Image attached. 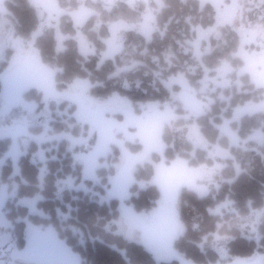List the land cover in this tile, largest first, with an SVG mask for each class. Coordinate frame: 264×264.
<instances>
[{"label":"trees","instance_id":"obj_1","mask_svg":"<svg viewBox=\"0 0 264 264\" xmlns=\"http://www.w3.org/2000/svg\"><path fill=\"white\" fill-rule=\"evenodd\" d=\"M165 1L167 7H163L159 13V16L162 15L160 21L169 16L171 5L174 22L168 25L165 38L150 42L146 52H143V46L140 44L132 51L138 65L133 72H126L129 78L126 79L125 89L120 87L119 78L107 76L112 68L111 59H106L98 66L100 53L105 48L99 36L108 35L106 22L98 32L90 30L88 25L91 20L83 27L96 48L95 53L86 56L79 51L77 41L73 37L64 40V49L57 50L54 30L44 29L35 38L34 46L42 62L55 71V88L63 90L74 79H88L95 84L89 94L107 97L116 87L115 89H119L136 103L138 100H164L167 95V91L159 85L154 74L142 75L146 71L159 69L166 72L164 68H171L175 74L190 77L189 72L196 68V75H199L198 60L193 56V47L189 43L195 38V34L191 25L182 23L187 14L193 16L195 5L191 0H174L171 4L169 0ZM6 7L8 14H0V44L9 36L10 30H14V38L31 39L39 22L33 4L29 0H6ZM197 20L194 16L191 18V22ZM67 22L68 26L64 30L72 34V23ZM137 41L141 42L140 36ZM169 45L172 54L165 57L164 53ZM11 52L13 53L12 48L4 50V54L8 56ZM124 53L127 58L126 53L130 51L126 50ZM151 55H157V61L153 62ZM232 61L237 66L243 65L242 59L235 58ZM8 66L7 59H1L0 55V74H3ZM161 74L164 75L163 72ZM134 75L139 77L134 78ZM233 78L235 79L231 87L224 89L227 98L217 97L208 105L203 115L162 124L161 139L164 149L162 153H150L145 161L133 167V182L129 188V196L124 201L138 213H149L157 207L161 192L152 180L156 166L161 161L170 163L175 158H182L189 167L213 164L214 159L207 149L196 147L187 139V124H198L209 147L219 145L228 148L229 156L218 158L222 162V168L218 172L216 184L210 186V193L199 196L196 191L182 186L178 195V218L183 230L173 241V249L193 264H219L236 258L247 259L264 254V219L258 225L259 239L255 240L243 236L236 225L228 228L223 223L220 227L223 218L212 212L225 200H230L241 216H247L251 209L264 206V111L244 114L238 120L230 121L229 127L241 141L239 144H232L229 137L218 127L233 117L237 106L249 101L263 100L264 88L256 87L246 73ZM175 88L179 89L178 86ZM144 91L146 93H143ZM137 93L140 94L139 97L136 96ZM22 97L34 100L38 107L44 104L42 93L36 89L24 91ZM50 110L52 119L47 124V133L87 135L86 125L77 122L72 115L73 104L66 101L51 102ZM178 110H183L182 106ZM45 130L42 125L29 128L34 135ZM258 135L260 137L256 138ZM91 139L90 145H93L96 137ZM10 144V139H0V155L6 152ZM125 146L131 153H138L143 149L140 140L127 141ZM37 147L35 140L29 142L26 153L18 158L16 170L13 171L10 160L0 167L1 182H12L17 186L15 196L7 200L4 206L7 221L17 224L27 218L29 222L41 228H52L77 255L81 264H180L176 260L165 261L156 258L141 242L127 238L122 231L120 201L107 193L110 186L109 177L116 170L114 164L120 160L118 156L121 149L118 146L110 145L112 153L109 152L106 157L110 164L97 168L96 181L84 178L83 165L74 159V152L80 149L75 147L71 151L65 139L42 143L45 150L43 161L34 155ZM89 186H92L91 192H88ZM35 196L41 197L36 207L42 214L31 213L28 206L17 204L21 197ZM232 217L230 212L225 214V219L231 220ZM216 233L226 234L229 238L225 243L227 255L224 258H221L212 244V236Z\"/></svg>","mask_w":264,"mask_h":264},{"label":"rangeland","instance_id":"obj_2","mask_svg":"<svg viewBox=\"0 0 264 264\" xmlns=\"http://www.w3.org/2000/svg\"><path fill=\"white\" fill-rule=\"evenodd\" d=\"M169 1L171 4L174 0ZM191 1L195 5L193 16L198 20L191 22L193 16L189 13L183 17L182 23L186 22L191 25V30L195 34V38L189 43L193 47V56L198 60L199 75H196V68L191 69L189 72L190 77L175 74V71L170 70L171 68H164L167 73L159 69L146 71L142 75L154 74L159 85L167 91V95L164 100H138L134 103L129 96L123 94L119 89H115L116 87L107 97L89 94L91 87L95 84H92L88 79H74L63 90L55 88V71L42 62L39 52L34 46V40L44 29L52 28L56 38L57 50L64 49V40L73 37L77 41L79 51L86 56L95 53L96 48L90 42L83 27L91 20L88 25L90 30L98 32L103 23L106 22L108 35L105 37L99 36V39L105 44V48L100 53L98 66L106 59H111L112 68L107 76L114 79L119 78L120 87L125 89L127 87L126 79L129 78L126 72H133L138 65L132 51L140 44L143 46V52H146L150 42L157 41L158 38H165L168 25L174 22L173 7L171 5L169 16H165L160 21L162 15L159 16V13L163 10V7H167L165 0H29L36 8L39 20L38 27L33 32L31 39L14 38L12 36L14 30H10L9 36L0 44L1 59L6 58L9 65L6 71L0 74V139L8 138L11 141L6 152L0 155V167L7 160H10L13 171L16 170L18 158L21 154L26 153L31 140L38 143L34 155H37L43 161L45 150L42 143L65 139L68 141V148L71 151L75 147L80 149L74 152V159L83 165L84 178L96 181L95 171L97 168L110 164L106 161L109 152L112 153L110 145L118 146L121 151H128L125 143L139 140L137 131L142 127L141 123L143 124L148 118H154L158 122L160 120L162 123L169 124L177 119L195 118L203 115L207 111L208 105L214 102L217 97L219 99L227 98L224 89L231 87L235 79L234 76L238 77L244 73L243 65L237 66L233 64L232 60L235 58L242 59L244 64L250 54L264 48V10L253 14L254 10L248 6L249 2L253 3L252 6H261L264 0ZM0 14H8L6 0H0ZM67 21L72 23L74 29L72 34L64 30L68 26ZM139 36L141 42L137 41ZM7 48L13 49L10 56L4 54V50ZM126 50L130 51V53H126L127 58L124 57ZM171 54V46L169 45L164 56L170 57ZM151 58L153 62L158 59L157 55H151ZM52 77L53 83L49 80ZM137 77L139 76L134 75V78ZM177 86L179 89L175 88ZM30 88L42 93L43 106L38 107V103L34 100H26L22 97L24 91ZM136 96L139 97L140 94L137 93ZM61 101L74 105L72 115L77 122L86 125L87 135L72 136L69 133H47V124L52 119L50 103ZM91 101H93L94 104L92 105L97 107L98 111H96V108L91 111L87 110V107L91 105ZM77 105L80 106L78 111ZM180 106L183 110H178ZM255 111H264V98L261 101H249L244 105L237 106L234 109L233 117L218 127L223 133V131H226V124L232 120H238L243 112L252 114ZM94 113L96 116L106 113L107 116L112 117L116 125H119L117 128L124 129L123 132L119 131L115 134L116 139H113L109 144L108 153L100 156L96 161L94 159L90 160L89 155L97 143L96 132L94 133L88 126L89 123L93 125V122L99 119V116L95 117ZM37 125H42L46 130L34 135L29 131V128ZM96 125L99 126L100 124ZM187 131V139L194 146L207 149L209 155L214 159L212 165L190 167L183 184L187 188L196 191L199 196H205L211 192L210 186L216 184L218 172L222 168V162L218 158L229 156V150L219 145L209 147V143L196 122L187 124ZM229 132L227 134L235 140L229 138L232 144L241 143L230 127ZM92 137H96V139L94 144L90 145ZM258 137L260 136L258 135L256 138ZM121 151H119V158H121ZM162 151L158 153H162ZM85 164H88L87 168ZM117 164H114L116 170ZM112 176L109 177L110 186ZM70 185H73V180ZM110 186L107 193L112 196ZM16 188L15 183H3L0 180V264H27L19 258L18 253L22 245L23 240L21 237L26 229L25 227L31 222L24 218L18 221L19 223L14 224L7 221L4 215V206L7 200L15 196ZM91 190L92 186H89L88 192H91ZM39 199H41L40 196L33 198L21 197L17 200V204L28 206L31 213L42 214L36 207ZM154 210L155 208L150 212ZM212 212L223 218L219 224L220 227L223 223L228 228L231 225H236L246 238L259 239L258 225L264 219V206L260 209H251L247 216H241L232 206V202L225 200L216 206ZM228 212L233 214L231 219L233 224H231V220L225 219V214ZM179 223L177 222V225ZM182 230V226H180L178 235L181 234ZM126 237L128 238V236ZM146 238L151 237L147 235ZM228 239L226 234L216 233L212 236L213 247L221 258L227 255L225 243ZM144 246L156 258L161 255L165 257V261L176 260L180 264H193L175 250H172L169 244L166 246L160 243H148ZM160 251L162 253L158 254ZM253 259L263 264L264 254H257L251 257V260Z\"/></svg>","mask_w":264,"mask_h":264},{"label":"crops","instance_id":"obj_3","mask_svg":"<svg viewBox=\"0 0 264 264\" xmlns=\"http://www.w3.org/2000/svg\"><path fill=\"white\" fill-rule=\"evenodd\" d=\"M243 72L248 74L256 87L264 88V48L249 55L247 62L243 64ZM49 80L53 83V77ZM90 104L87 107L88 111L95 110V108L98 111L97 107L92 105L94 104L93 101ZM79 107L77 105V111ZM244 114H249V112H243L239 117ZM94 115L95 117L99 116L98 121H94L93 125L89 123L88 126L94 133L96 132L97 143L89 155L90 160L94 159L96 161L97 158L108 153L109 144L113 139H116L115 134L119 131L123 132L124 129L120 130L117 128L119 125H116L112 117L107 116L106 113L101 114V116H96L95 113ZM77 120L80 121L79 119ZM83 121L87 122L86 120ZM96 124L100 125L97 126ZM162 124L160 120L158 122L154 118H148L143 124L141 123L142 127H138L137 138L142 142L143 150L137 154H132L126 150L121 151L117 170L111 178L110 193L120 201L121 228L129 239L139 241L144 245L160 243L167 246L169 244L174 250L173 241L178 236L180 226H182L178 218V195L190 168L184 159L175 158L170 163L161 162L157 166L153 183L158 186L161 195L159 203L153 212L138 213L124 202L129 196V188L133 182V166L136 163L145 161L150 153L163 150L161 139ZM226 125L227 127L223 125L226 128L223 133L233 140L227 134L229 132V123ZM87 165L85 164L86 168ZM177 222L179 225H177ZM25 228L18 256L27 264H81L77 255L57 236L52 228H41L31 223ZM147 235L151 238H146ZM160 253L162 252H158V254ZM157 258L166 260L161 255L157 256ZM228 264L262 263L254 259L251 260V258H240Z\"/></svg>","mask_w":264,"mask_h":264},{"label":"flooded vegetation","instance_id":"obj_4","mask_svg":"<svg viewBox=\"0 0 264 264\" xmlns=\"http://www.w3.org/2000/svg\"><path fill=\"white\" fill-rule=\"evenodd\" d=\"M253 5V3L252 2H249L248 3V6L251 8V9H253L254 11V13L253 12H251V13H253V14H256L257 12H260V10H264V2L261 4V6H258V5H254V6H252ZM250 9V10H251Z\"/></svg>","mask_w":264,"mask_h":264}]
</instances>
